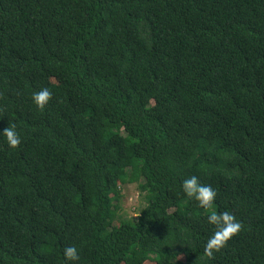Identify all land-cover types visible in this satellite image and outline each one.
<instances>
[{"label":"trees","instance_id":"trees-1","mask_svg":"<svg viewBox=\"0 0 264 264\" xmlns=\"http://www.w3.org/2000/svg\"><path fill=\"white\" fill-rule=\"evenodd\" d=\"M9 124L0 264H264V0H0ZM192 175L243 225L214 259ZM140 180L147 205L123 219Z\"/></svg>","mask_w":264,"mask_h":264},{"label":"clouds","instance_id":"clouds-1","mask_svg":"<svg viewBox=\"0 0 264 264\" xmlns=\"http://www.w3.org/2000/svg\"><path fill=\"white\" fill-rule=\"evenodd\" d=\"M53 93L49 88H41L31 94L32 103L36 108L43 110L51 101ZM0 136L10 149H18L23 144L21 132L15 124H9ZM182 194L188 200H195L200 209L205 210L207 223L213 227V232L204 244V255L209 259H214L215 254L220 252L235 235L239 234L243 225L229 211L217 212L215 205L217 203V191L210 185L200 183L197 175H192L183 179L181 184ZM63 255L66 261L78 262L80 260L79 249L76 246H67L63 249Z\"/></svg>","mask_w":264,"mask_h":264},{"label":"rangeland","instance_id":"rangeland-1","mask_svg":"<svg viewBox=\"0 0 264 264\" xmlns=\"http://www.w3.org/2000/svg\"><path fill=\"white\" fill-rule=\"evenodd\" d=\"M199 154V151H198ZM144 180L136 183H128L122 187V199L120 205V215L123 219H137L140 211L146 207V192L143 189ZM145 264H154L145 262Z\"/></svg>","mask_w":264,"mask_h":264}]
</instances>
